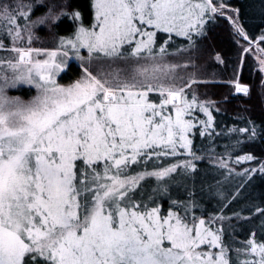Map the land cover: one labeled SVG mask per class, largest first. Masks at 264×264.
<instances>
[{
    "label": "snow or ice",
    "instance_id": "6c2138e0",
    "mask_svg": "<svg viewBox=\"0 0 264 264\" xmlns=\"http://www.w3.org/2000/svg\"><path fill=\"white\" fill-rule=\"evenodd\" d=\"M92 7V28L80 26L74 39L61 38L60 51L43 60L32 58L44 55L41 49L16 46L23 33H31L25 10L31 5L19 2L15 12L7 6L0 11V33L13 43L6 48L0 40V50L17 54L15 62L0 58V264H264V240L252 232L240 246L225 243L222 222L230 217L196 216L199 205L191 191L187 200L169 197L174 207L166 215L153 196L143 198L142 181L155 178L153 191L166 193L178 169L184 177L197 171L194 161L202 157L190 134H215L209 105L186 92L198 81L176 84V70L186 65L164 60L173 55L168 48L174 36L187 45L178 52L194 48L205 24L225 16L228 6L214 0H94ZM228 18L236 35L251 44L238 18ZM157 33L167 34L159 45ZM82 49L88 61L134 63L113 68L104 79L85 68L81 80L59 86L54 77L70 51L84 61ZM8 70L11 78L4 75ZM242 70L241 62L237 71ZM233 83L237 93L249 94L248 87ZM20 84L35 85L39 95L25 104L6 94ZM153 93L158 101L150 98ZM236 131L249 141L264 136L255 126ZM176 156L188 159L158 166L161 157ZM253 159L243 155L236 162ZM134 165L144 170L133 173ZM220 166L232 174L226 162ZM257 173L264 174V164L237 175L251 179ZM255 212L264 216V208Z\"/></svg>",
    "mask_w": 264,
    "mask_h": 264
},
{
    "label": "trees",
    "instance_id": "16d2710c",
    "mask_svg": "<svg viewBox=\"0 0 264 264\" xmlns=\"http://www.w3.org/2000/svg\"><path fill=\"white\" fill-rule=\"evenodd\" d=\"M17 1L0 0V11L7 6L10 11L15 12L16 6L12 7V4ZM38 1L20 0L24 5H31L30 9H25L29 11V21L45 15L48 3L54 4L58 1L60 4V0H45L48 2L47 5L43 2L44 0ZM65 2V6H58L54 13L55 19L49 23L50 31L40 33L42 38L55 40L58 37H69L73 27L77 25L76 19L82 24H87L91 18L92 0H66ZM214 3L227 5L225 11L228 13L225 16L217 15L205 24V35L198 37L204 53L187 54L185 59L189 58V61L185 70H181L177 74L180 75V79H184V84L189 82L190 78L199 75L195 78L198 83L186 89V92L189 98L194 93L201 103L209 105L213 115L215 134L210 137H202L198 131L195 136L190 134V138L193 140V150L202 157V159L194 161L197 171L191 177H184L179 175L181 170L178 169L177 173L173 174V179L176 182L169 184L166 193H160L158 203L163 211L169 210L174 207L169 197L181 201L187 200L188 193L191 191L194 200L199 205L194 209L196 216H205L207 219L223 214L231 218L228 220L229 228L222 223L223 239L225 243L236 247L240 246L241 241L250 238L252 232H256L257 239L264 240V216L255 212L256 208H264V174L257 173L251 179H245L244 175H237V173H243L246 168L259 169L264 164V136L258 135L254 141H249L246 139V133L236 131L253 126L256 127L258 133L264 130V103L259 89V80L262 76L260 77L257 64L249 53H246L242 63V72L237 71L240 54L246 46L264 58V52H261V49L264 48V41L261 40V36L264 35V0H214ZM77 11L81 14L79 17L76 16ZM62 12H64L63 15ZM229 16L238 18L239 25L249 36L251 44L236 35ZM24 22L21 18L20 23ZM5 39L7 38L4 37V34L0 33V40L6 46L10 43ZM37 42L39 43V41ZM56 43L37 44L36 46L57 47L56 45L59 43ZM185 46L186 42L184 41L180 48ZM217 56H219V60ZM191 62L193 65H189ZM61 80H64V77ZM234 81L248 86L249 94H235L233 86L230 84ZM26 93L24 91L19 94L27 96ZM150 98L154 101L159 99L156 95L151 94ZM195 116L200 120L207 119L202 112H196ZM243 155H253L255 159L237 163V158ZM184 159H188V157L182 156L177 161ZM221 161L226 162L233 170L231 175L228 174L226 168L220 166ZM141 183L146 191L157 187L155 178H148ZM237 191H239V195L236 199L232 200L228 207L221 209L225 200L230 199L231 195ZM220 194H223L224 199ZM230 254L229 257L234 259Z\"/></svg>",
    "mask_w": 264,
    "mask_h": 264
},
{
    "label": "rangeland",
    "instance_id": "374dc122",
    "mask_svg": "<svg viewBox=\"0 0 264 264\" xmlns=\"http://www.w3.org/2000/svg\"><path fill=\"white\" fill-rule=\"evenodd\" d=\"M66 0H60V4H58V1L55 2L54 4L48 3L47 1H43L46 5L48 3V10L45 13V15L41 16V17H36L35 19L32 20H28L29 23L32 24V29H31V33H23V40L19 41L17 43L16 46H21V47H34V48H39L41 49V51L44 53V55H38L36 53H33V60H43V59H47V53H50L52 51H60V40L61 38H56L55 40L53 38H42L40 36V33L42 32H46V31H50L49 28V23L50 21H54V19H50V17L54 16V13L57 11L58 6L59 7H64L65 6V2ZM20 0H18L16 3L12 4L13 6H16L17 3H19ZM38 2H42L41 0H39ZM37 2V3H38ZM65 2V3H64ZM94 2V0H92V3ZM12 3V2H10ZM39 5V4H38ZM11 6V4H10ZM226 13H228L226 11ZM64 14V12H62V15ZM219 16V15H218ZM74 17V16H73ZM40 20H44V23L41 24L39 21ZM77 25L75 27H73V30L70 33L69 37L67 38H75V33L78 29V27L83 26L87 29H91L92 25L94 24V9L92 7V15L91 18L89 19V21L87 22V24H82L81 22H79L77 19ZM29 35H31V44L28 43V37ZM167 34L166 33H157V44H161L164 42L165 38H166ZM4 37L7 38L5 40H9L10 44L6 45V48H10L13 46L12 40L9 36H7L6 34H4ZM39 41V43L37 42ZM59 43L53 47H49V48H45V47H37V44H44L47 45L48 43H53L55 44V42ZM184 38L183 37H179V36H174L173 39L170 42V47L168 48V51L173 53V55L167 56L165 57L164 62L165 63H170V64H183V65H187L189 58L185 59V56L189 53H204L202 52V46L200 43V40L197 38V43L196 46L194 48L189 49L188 51H183V52H178L177 49L180 48V45H182L184 43ZM187 46V45H186ZM186 46L184 48H186ZM183 49V48H180ZM249 46H246L245 50L241 52L240 54V63L244 61L245 57H246V53H249L250 57L253 59V61L255 62V64H257V69L260 72V77L261 79L259 80L260 84H259V89L261 90V94L263 96V103H264V71H261V68L264 67L261 65L260 61L261 59H264L263 57H261L260 55L257 54L256 51H254L252 48H250L251 50L249 51ZM81 55L85 57L84 61H80L77 60L75 58V56L71 53H69V57L66 58L67 63L64 66L63 70L61 72H59L54 78L56 80V83L61 86V87H70L71 85L75 84L76 82H78L79 80L82 79V77L84 76V69L87 68L89 72H91L93 75H96L97 77H99L100 79H104L105 76L107 75L108 72H110L113 68L115 67H121V68H125L128 67L129 64L134 63L132 61L129 62H125V61H111L105 58H101V59H94L92 61H88L87 60V50L86 49H82L81 50ZM17 54L11 53L9 51L6 50H0V58H12L15 62V58H16ZM140 63H144L143 61H141ZM239 63V64H240ZM189 65H193V62L189 63ZM181 70H185V67L182 68H178L176 70V79H175V83L178 85H182L184 84V79H180V75L177 74L178 72H180ZM0 71H3L2 69H0ZM4 75L8 76L9 78L12 77L13 73L11 70H8L7 72H4ZM199 75L194 76L193 78H197ZM64 77V80H61V78ZM233 86L234 89V93L235 94H240V95H245L244 93H237L235 91V86L234 83H230ZM242 85V84H241ZM245 87H248L246 85H242ZM188 89V88H187ZM249 89V88H248ZM24 91H26L27 96H23L20 95L19 93H23ZM9 97L13 98V99H17L22 103H30L31 101H33L38 95H39V89L32 84H20L15 88H8L7 89V93H6ZM153 96L156 95L157 99H158V95L157 94H151ZM154 99V98H153ZM183 151V150H180ZM185 157V156H183ZM178 158H182V156H176V157H161L159 159L158 165L159 164H166L168 162L171 161H177ZM156 158H153V161H155ZM153 161H149V164L147 165V170H151L153 169ZM140 170H144L142 167H138V166H133L132 169H130L131 172H135V171H140ZM154 189V188H153ZM153 189L146 191L144 189V193H143V198L145 200H147V197L149 195L153 196V198L156 200V202L158 203V199L161 196L159 191H153ZM159 192V193H158ZM160 204V203H158ZM160 206V205H159ZM168 210L163 211L162 207H161V213L163 215L167 214ZM183 214V213H181ZM231 219V218H230ZM230 219H225L222 223L229 228V224H228V220ZM204 250L206 251H213L216 252L218 251V249H209L207 245H202L201 246ZM229 253H231L230 255H232L233 258H235V253L230 250ZM231 259V258H230Z\"/></svg>",
    "mask_w": 264,
    "mask_h": 264
}]
</instances>
